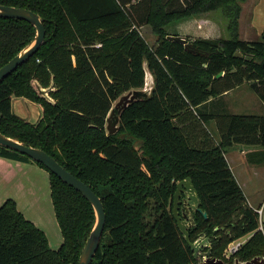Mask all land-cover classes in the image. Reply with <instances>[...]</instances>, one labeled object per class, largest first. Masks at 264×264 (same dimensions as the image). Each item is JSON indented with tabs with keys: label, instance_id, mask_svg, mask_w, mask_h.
<instances>
[{
	"label": "trees",
	"instance_id": "trees-1",
	"mask_svg": "<svg viewBox=\"0 0 264 264\" xmlns=\"http://www.w3.org/2000/svg\"><path fill=\"white\" fill-rule=\"evenodd\" d=\"M246 1L0 0L38 13L46 29L41 49L0 83V132L44 150L101 198L106 226L92 264H198L173 215L177 183L188 177L208 214L195 213L191 241L208 237L212 255L230 264L264 258L260 207L250 206L225 156L234 145L264 148V114L205 112L209 101L244 84L264 103V32L241 39ZM214 11L225 16L227 37L188 39L189 48L168 38L169 24ZM146 25L157 36L153 45L141 32ZM35 36L28 21L0 18V68ZM146 66L151 93L123 109L110 134L108 115L123 95L145 87ZM14 97L42 106L37 123L14 112ZM210 118L218 143L205 129ZM0 156L50 173L63 236L53 249L46 232L7 199L0 206V264H79L96 221L90 201L29 156L2 145ZM246 236L228 257V247Z\"/></svg>",
	"mask_w": 264,
	"mask_h": 264
},
{
	"label": "crops",
	"instance_id": "crops-1",
	"mask_svg": "<svg viewBox=\"0 0 264 264\" xmlns=\"http://www.w3.org/2000/svg\"><path fill=\"white\" fill-rule=\"evenodd\" d=\"M208 15L209 13L199 15L200 18L197 19L199 22L198 28L202 29L203 34H191L189 28L182 24L179 26V29L174 32H170L167 29L169 32L168 37H170L172 41H174V39H185L188 41V39H195L198 37L212 38L211 36L215 34V32L211 34L210 31L213 27V22L216 21ZM226 21L225 25H227ZM204 25L206 26V30L204 29ZM239 30L240 37L243 40L254 41L261 38L264 32V0H247L242 3ZM216 38L220 37L218 36ZM37 83L38 82H35V85ZM154 83V76L146 66V85L143 89L137 90L144 91L147 93L146 95H149L153 89ZM245 85L246 84L242 86ZM45 90L47 91V96L45 97L51 102H54L49 96V89ZM234 90L206 104L205 112L208 118L210 114H214V112L217 111L221 113L228 112L231 114L245 115L264 114V103L251 89L253 96L255 94L257 96H255V98H257L258 101L251 102L242 100L237 101L238 105L235 107L232 106L228 97ZM13 110L17 115L31 123H37L43 114V108L40 104L20 97H14ZM205 129L210 134L211 138L218 143L220 135L216 121L210 118V120L205 123ZM204 135H206V133H204ZM204 135L200 137H204ZM225 156L246 195L248 203L253 208L259 209L260 205L258 206L253 203L252 199L255 191L251 189L250 186L252 183L251 181L255 178L259 179L261 177L264 179V162L259 163V161L264 158V148L251 145H234L227 149ZM249 158H251V161ZM7 199L15 200L19 210L24 216L46 232L49 244L53 249H58L61 246L63 236L54 211L50 173L46 169L35 163L12 160L0 156V206ZM261 211L260 207L259 213H261ZM49 226H53L54 230H50ZM261 227L263 226L261 225L260 229ZM53 232L56 234L51 235ZM248 237H243L239 241L244 243Z\"/></svg>",
	"mask_w": 264,
	"mask_h": 264
},
{
	"label": "water",
	"instance_id": "water-1",
	"mask_svg": "<svg viewBox=\"0 0 264 264\" xmlns=\"http://www.w3.org/2000/svg\"><path fill=\"white\" fill-rule=\"evenodd\" d=\"M0 18L25 20L36 28L35 38L6 65L0 68V83H2L9 75L15 72L21 65L29 61L41 49L46 40V29L41 16L30 9L0 5ZM168 38L170 39V37ZM174 41L183 42L187 48L190 47V43L185 39H174ZM221 75H223V72L218 74V76ZM36 89L41 95L46 91L42 89L39 84L36 86ZM143 94L146 95L147 93L136 89L123 95L118 100L107 118V130L110 134H115L119 130L120 115L122 110ZM0 145L16 150L29 156L33 160L44 164L51 172L56 174L65 183L81 192L90 201L95 211L96 221L80 255L79 264H92L94 257L101 246L106 226L107 216L101 198L89 185L66 170L54 157L49 155L44 150L27 146L1 132ZM182 201L185 203L184 208H182ZM198 211L201 212L205 218L208 217V214L200 208L199 194L192 179L188 177L179 181L174 194L173 215L180 230L185 235L187 242L194 251L195 258L201 260L198 264H230L212 255V249L210 247L211 243L208 237L202 236L194 242L191 241L189 228L195 224V213ZM206 248L208 250H205ZM234 264H264V258L257 257L249 262L236 260Z\"/></svg>",
	"mask_w": 264,
	"mask_h": 264
},
{
	"label": "rangeland",
	"instance_id": "rangeland-1",
	"mask_svg": "<svg viewBox=\"0 0 264 264\" xmlns=\"http://www.w3.org/2000/svg\"><path fill=\"white\" fill-rule=\"evenodd\" d=\"M210 18H212L214 21L213 22V27L211 29V34H213L215 32V34H213L211 37L212 38H216V37H220L222 38L227 37L228 36V32H227V25H225V21L226 18L223 15V13L221 11H214V12H210L208 15ZM198 18H200V16H193V17H189L186 18L184 20H180V21H175L171 24H169L166 28L170 31V32H174L176 30L179 29V26L184 24L186 25V27L189 28L191 34H203L202 33V29L198 28L199 27V22H198ZM227 23V21H226ZM205 26V25H204ZM203 27V26H202ZM204 29L206 30V26L204 27ZM141 32L144 35V37L146 38V40L149 42L150 45L155 44L156 40H157V36L156 34L153 32V29L150 26H144L141 28ZM210 34V35H211ZM34 81V86H37V84L35 85ZM45 90V88H42ZM42 95L47 96V92L45 91L44 93H42ZM255 94L253 96L252 91L250 90L249 86L246 84L245 86L239 87L238 89L234 90L233 92H231L229 94L228 100L231 102L232 106H236L237 101H258L257 98H255ZM257 97V96H256ZM117 102H115L116 104ZM251 189H253L255 191V194L253 196V203L256 205H260L261 207V213H260V223L261 225L264 227V179L263 178H259V179H254L253 181H251ZM50 230H54L53 226H49ZM56 229V227H55ZM52 234H56L55 232L51 233ZM248 237V236H246ZM199 261H201L199 259ZM234 264V263H232Z\"/></svg>",
	"mask_w": 264,
	"mask_h": 264
},
{
	"label": "built area",
	"instance_id": "built-area-1",
	"mask_svg": "<svg viewBox=\"0 0 264 264\" xmlns=\"http://www.w3.org/2000/svg\"><path fill=\"white\" fill-rule=\"evenodd\" d=\"M261 230L264 231V228L261 227ZM243 242L241 241H235L233 242L228 249L226 250V255L229 257L232 253L236 252L241 246H242Z\"/></svg>",
	"mask_w": 264,
	"mask_h": 264
},
{
	"label": "flooded vegetation",
	"instance_id": "flooded-vegetation-1",
	"mask_svg": "<svg viewBox=\"0 0 264 264\" xmlns=\"http://www.w3.org/2000/svg\"><path fill=\"white\" fill-rule=\"evenodd\" d=\"M184 199V198H183ZM184 201V200H183ZM182 201V208H184L185 207V203Z\"/></svg>",
	"mask_w": 264,
	"mask_h": 264
}]
</instances>
